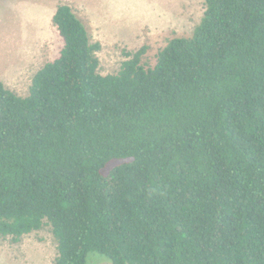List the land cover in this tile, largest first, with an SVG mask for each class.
<instances>
[{"label": "trees", "instance_id": "1", "mask_svg": "<svg viewBox=\"0 0 264 264\" xmlns=\"http://www.w3.org/2000/svg\"><path fill=\"white\" fill-rule=\"evenodd\" d=\"M205 1L154 67L145 46L105 76L57 7L59 56L27 96L0 81V237L49 226L55 264H264V0Z\"/></svg>", "mask_w": 264, "mask_h": 264}, {"label": "rangeland", "instance_id": "2", "mask_svg": "<svg viewBox=\"0 0 264 264\" xmlns=\"http://www.w3.org/2000/svg\"><path fill=\"white\" fill-rule=\"evenodd\" d=\"M62 3L84 22L91 41L101 44L104 76L120 70L125 52L145 46L143 64L154 67L158 52L175 37H190L206 10L205 0H0V81L20 96L28 95L37 71L59 56L63 40L53 16ZM119 163L110 162L105 172ZM56 256L49 226L19 242L0 237V264H55ZM104 258L91 254L89 263L107 264Z\"/></svg>", "mask_w": 264, "mask_h": 264}, {"label": "crops", "instance_id": "3", "mask_svg": "<svg viewBox=\"0 0 264 264\" xmlns=\"http://www.w3.org/2000/svg\"><path fill=\"white\" fill-rule=\"evenodd\" d=\"M3 82V81H2Z\"/></svg>", "mask_w": 264, "mask_h": 264}]
</instances>
